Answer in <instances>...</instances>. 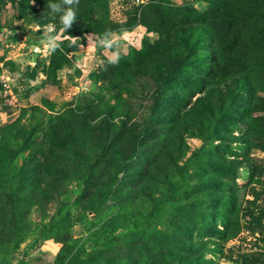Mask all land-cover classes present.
Wrapping results in <instances>:
<instances>
[{"label":"rangeland","instance_id":"374dc122","mask_svg":"<svg viewBox=\"0 0 264 264\" xmlns=\"http://www.w3.org/2000/svg\"><path fill=\"white\" fill-rule=\"evenodd\" d=\"M221 1L0 0V264H264V74L212 73Z\"/></svg>","mask_w":264,"mask_h":264},{"label":"trees","instance_id":"16d2710c","mask_svg":"<svg viewBox=\"0 0 264 264\" xmlns=\"http://www.w3.org/2000/svg\"><path fill=\"white\" fill-rule=\"evenodd\" d=\"M59 5L61 14L72 7L76 18L85 17L88 20L93 18L90 11L80 7L81 0L76 5H67L60 0ZM140 7V13L143 15L149 14L152 10L149 4ZM219 20L224 21L229 37L222 45L213 46L212 73L229 84L245 80L248 76L258 78L257 74H264V0H222L213 10V23ZM214 89L216 88L210 87L208 94H212ZM244 93L246 98L248 92ZM251 107L254 111H264V99L252 101ZM260 128L264 130V124H261ZM255 145L264 150L263 144ZM116 208V214H119L121 210ZM255 212L251 210L254 215L251 226L254 230L264 233V222H261L263 210L258 209L257 213ZM72 242L71 237L64 235L61 239V252L66 253L69 248L73 249ZM59 258L64 259V256L60 255Z\"/></svg>","mask_w":264,"mask_h":264},{"label":"clouds","instance_id":"9594fccd","mask_svg":"<svg viewBox=\"0 0 264 264\" xmlns=\"http://www.w3.org/2000/svg\"><path fill=\"white\" fill-rule=\"evenodd\" d=\"M64 4L67 5H76L79 3V0H63ZM50 8L53 12H60L61 8L60 5H50ZM76 13L72 7H69L66 11H64L63 15L61 16L60 20L63 24L64 29H68L72 26L73 22L75 21ZM49 31H51V26H49ZM107 43V41H106ZM57 47L55 44V38H51L45 43V48L54 50Z\"/></svg>","mask_w":264,"mask_h":264},{"label":"built area","instance_id":"2783aa9c","mask_svg":"<svg viewBox=\"0 0 264 264\" xmlns=\"http://www.w3.org/2000/svg\"><path fill=\"white\" fill-rule=\"evenodd\" d=\"M32 51H33V52H38V51H39V48H38V47H34V48L32 49Z\"/></svg>","mask_w":264,"mask_h":264}]
</instances>
